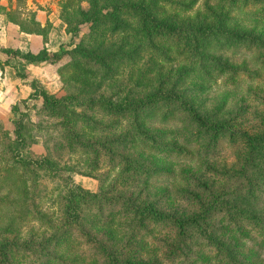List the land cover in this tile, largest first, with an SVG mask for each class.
I'll list each match as a JSON object with an SVG mask.
<instances>
[{"label":"trees","instance_id":"trees-1","mask_svg":"<svg viewBox=\"0 0 264 264\" xmlns=\"http://www.w3.org/2000/svg\"><path fill=\"white\" fill-rule=\"evenodd\" d=\"M236 1L264 7V0H227L229 3ZM14 2L15 8L6 11L7 18L17 24L20 31L42 35L43 27L34 19L32 11L25 18L20 17L18 8L24 0ZM74 2L76 0L59 3V15L66 23L65 29L70 38L85 26L90 36L97 37V30L102 29L110 35L128 34L130 38L134 37L135 43L125 46L124 43H130L118 41L114 46L102 49L99 45L89 47L77 41L70 49L49 52L41 48L33 53L0 48V51L25 63L54 64L64 55L69 58L63 66L70 64L73 71L64 80L73 79L79 87L56 96L40 89L33 81L28 83L32 88L28 97L40 98L44 113L56 119L53 125L59 127V135L65 145H74L91 153L92 160L104 156L110 163L116 161L113 164L118 165L117 181L141 180L147 184V179L157 176L162 168L139 161L135 155H124L120 153V148L123 149L128 137L126 132L129 131L136 140L156 152L184 154L183 147L153 138L139 118L145 111L151 112L163 106L160 118L167 120L176 115L185 130L182 145L190 141L202 160L196 174L186 170L188 174L184 175L191 186L183 189V200L191 204L188 213L163 211L154 199L145 196L140 199L134 196V191H114L111 197L102 199L98 193L84 192L73 186L59 195V225L62 228L58 234L71 236L79 242L87 255L93 258L94 264H205L209 260L214 264H264V110L257 113L259 122L251 131L236 129L232 115L220 116L202 110L185 95V87H179L183 73L189 72L188 64L172 74L161 78L157 76L152 83L142 85L146 89H137L143 84L142 80L133 83L124 81L126 88L119 95L114 91L89 89L88 75H81L82 70L93 71L99 77L110 79L117 63L137 61L146 48V53L167 59L166 44L188 49L192 63L195 61L208 70L223 73L233 69L217 58L201 53L210 39L219 36L222 40L254 42L256 48L263 52L264 42L227 30L223 27V17L216 16L218 19L212 23H179L172 18L158 17L150 0H86V8L76 3L70 14L67 7ZM89 109H100L107 115L125 116L130 128L108 138L92 135L91 129L89 134L81 133V125L96 129L105 126L85 114ZM27 120L26 114L21 113L11 121L12 132L7 131L9 137H6V142L2 141L4 158L0 167L2 177L9 179L13 168L19 171L25 183L34 185L38 179L60 169L49 153L20 155L30 134L27 136L25 132L32 128ZM228 147L234 149L231 162L204 161L206 155L213 156ZM82 203H94L100 209L101 203L109 208L119 206L123 216L119 232L95 233L84 225L81 222ZM35 218H41V215ZM155 225L167 226L172 234L159 239L157 256L142 258L136 255L139 254L142 236L150 233V227ZM152 239L155 243L158 241V238ZM243 239H253V245L244 249ZM31 245L39 244L29 238L21 243L9 238L0 239V264L11 263L9 247L31 251ZM202 249H206V256L201 253ZM47 256L54 258L51 253Z\"/></svg>","mask_w":264,"mask_h":264},{"label":"rangeland","instance_id":"rangeland-1","mask_svg":"<svg viewBox=\"0 0 264 264\" xmlns=\"http://www.w3.org/2000/svg\"><path fill=\"white\" fill-rule=\"evenodd\" d=\"M62 1L64 0H30L36 8L32 11L34 19L38 22L43 20L41 24L43 32L36 45L41 47L32 46L30 52H36L41 48L49 52H58L72 48L77 41L89 47L99 45L102 49L112 47L118 41L130 43H124L125 46L135 43L134 37L130 38L128 34L110 35L102 29L97 30V37L90 36L85 26L70 38V34L65 29L66 23L59 15V3ZM150 1L158 17L172 18L179 23H212L218 19L216 16L223 17V27L227 30L264 42V7L261 4L241 1L229 3L227 0ZM76 3L82 8L87 6L86 0H76L67 7L70 14ZM51 6L56 8V13ZM52 11L53 13L50 14ZM166 47L167 59L146 53V48L137 61L117 63L110 79L99 77L98 73L93 71L89 73L82 70L81 75H88L91 83L89 89L101 92L114 91L119 95L126 88L124 81L133 83L142 80L143 84L137 89H146L147 87L142 85L152 83L157 76L161 78L172 74L188 64L189 72L183 73L179 87H185L184 93L189 99L206 112H214L220 116L232 115L236 129L246 131L254 129L259 122L257 113L264 110V52L257 49L254 42L222 40L219 36L210 39L209 45L201 53L204 56L217 58L233 69L223 73L208 70L201 63L195 62L194 54L192 59L194 63H192L190 52L186 48L168 44ZM68 59L64 55L54 64L34 62L27 68L23 60L14 58L13 68L16 75L28 85L30 92L13 103L9 100V104H6L8 100L5 96L0 97V102L5 103L0 105V165L4 158L1 153L3 142L9 137L6 132H12L11 121L21 113H25L27 122L32 128H28L25 132L27 136L30 134L20 155L49 153L60 169L54 173L50 172L47 177L43 176L31 185L29 182L25 183L17 169H11L9 179L2 177L0 167V237H2L0 239L9 238L21 243L29 238L39 244L31 245L32 253L9 247L10 264H94L93 258L87 255L79 242L71 236L58 234V230L62 228L59 225V195L67 187L76 186L84 192L98 193L102 199L111 197L114 191L129 190L134 191V196L140 199L143 196L154 199L163 211L186 214L191 210V204L183 200L185 198L183 189L191 188L190 180L184 178V175L188 174L187 171L196 174L202 158L190 141L187 145H182L185 130L177 121L175 114L167 120L160 118L163 106H158L151 112L145 111L139 118L146 132L152 134L153 138H157L162 143L183 147L184 154L156 152L136 140L129 131L126 132L128 137L123 149L120 148V153L124 155H135L139 161L162 168V172L157 176L147 179V184H143L141 180L117 181L118 165L113 164L116 161L110 163L104 156L92 160L91 153L84 152L74 145H65V141L59 135V127L53 125L56 119L44 113L40 98L28 97L32 92L28 83L33 81L32 83L40 89L56 96L79 87L73 79L64 80L65 76L73 71L70 64L67 67L63 66ZM80 92L83 93V90L81 89ZM85 114L105 126L103 129H96L94 126L92 128L81 125L79 126L81 133L89 134L91 129L94 133L92 135L108 138L111 135H120L125 129L130 128L125 116L107 115L100 109H89ZM233 150V147L224 148L213 156L206 155V160H203L229 163L233 159ZM181 171L186 173L183 174ZM101 205L102 209L95 207L94 203H82L81 222L95 233L119 232L123 220L119 206L114 205L109 208L102 203ZM36 215H41V218H35ZM171 234L172 231L167 226L150 227V233L142 236L138 246L139 254L136 255L142 258L157 256L160 249L159 239ZM250 236L253 237L252 232ZM152 237L158 238V241L155 243ZM243 240L244 249L253 245V239ZM48 253L54 258L48 257ZM201 253L206 256V249H202ZM207 263L214 264L210 260L205 264Z\"/></svg>","mask_w":264,"mask_h":264},{"label":"crops","instance_id":"crops-1","mask_svg":"<svg viewBox=\"0 0 264 264\" xmlns=\"http://www.w3.org/2000/svg\"><path fill=\"white\" fill-rule=\"evenodd\" d=\"M31 5L30 0H24L23 5L18 8L21 18H25L27 12L36 10ZM15 6L14 0H0V48L18 49L21 53L30 51L33 47L40 48L41 45L36 47L40 35L20 31L18 25L7 18L6 11L14 9ZM51 7L52 9L54 8L53 6ZM56 11V8H54L55 13ZM52 13L53 11L50 12V14ZM39 22L40 25L43 24V20H39ZM14 58L17 57L9 56L0 51V97L3 98L5 96L8 100L6 104H9L10 101L13 103L16 99L24 98L30 92L28 85L16 75L13 68ZM25 65L28 68L31 64L26 63ZM3 104H5L3 101L0 102V105Z\"/></svg>","mask_w":264,"mask_h":264}]
</instances>
